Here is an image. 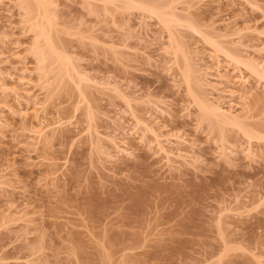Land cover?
<instances>
[{
	"label": "rangeland",
	"instance_id": "1",
	"mask_svg": "<svg viewBox=\"0 0 264 264\" xmlns=\"http://www.w3.org/2000/svg\"><path fill=\"white\" fill-rule=\"evenodd\" d=\"M145 1L196 32L117 0H42L82 83L40 70L36 5L0 0V264H264V83L247 73L241 129L199 107L223 86L205 75L211 53L228 66L216 46L264 66V0ZM28 92L64 126L37 138Z\"/></svg>",
	"mask_w": 264,
	"mask_h": 264
},
{
	"label": "bare ground",
	"instance_id": "2",
	"mask_svg": "<svg viewBox=\"0 0 264 264\" xmlns=\"http://www.w3.org/2000/svg\"><path fill=\"white\" fill-rule=\"evenodd\" d=\"M20 1H21L20 2L21 6L19 8H22L23 11H26L28 9L27 7H30L29 9H31L32 8L31 5H33V3H34V5H36V8H37V15L35 17V20L31 21V22H29L30 20L29 21H24V24L25 25L28 24L29 25L28 29L32 30L34 32L35 45H34V50L33 51H34V56L36 57V62L37 61L39 62L38 65L41 68L40 70H44V68L46 69V67H47L49 70H53V72L55 71L59 75V78L62 75L61 78L64 76L65 78L66 77L69 78L68 80H73V81L78 79V82H82L83 83V79H82L83 75L81 76L79 74L80 71H78L76 66L73 65L71 57L66 52L65 48L61 46L63 44L58 43V41H56L57 40L56 39V37H57L56 35H58V34H56L57 30H55V25L56 24H55L54 20L52 22V19H51L52 16L50 17L51 13L48 14L49 12L42 7V5H41L42 4V0H20ZM114 1H116V0H104V2H107V3H112ZM117 1L123 2V4L126 7H133V8H136L137 10L139 9V10L147 11V13L150 14L151 16L157 17V18H159V20L160 19L163 20L164 21L162 23L163 26L167 27V25H169V24H171V25H174V24L175 25H181V24L184 25L185 24V26L187 25V27L192 28L196 32V30L194 29V25H192L193 23L192 24L189 23L190 20L180 19L176 14L172 15L173 12L170 11V10H169L170 11L169 14H167L166 12L163 11V10H166V8L168 7L167 4L169 2L168 3L166 2L165 5H160V6L158 4L156 6V4L154 3L155 4V6H154L153 4L150 5V3L147 4V1H145V0H117ZM156 1H158V0H156ZM152 2H155V1H152ZM113 4H115V3H113ZM170 4H172V3L170 2ZM125 6H122V7L126 8ZM170 7L171 6H169L167 9H169ZM34 8H35V6L33 7V10H34ZM228 17L229 18L225 17L223 20H221L222 23L227 28H229V26L230 27L234 26L233 25V21L234 20H232V18H230V16H228ZM167 29H168V27H167ZM172 36L173 35H171V37H170L168 42H170L171 44L172 43L174 44L175 41L173 42V40H174L173 38L174 37L172 38ZM213 46H216V45H213ZM16 48H18V47H16ZM174 49H175L176 53H180V54H182V57L186 58V55L184 53V49L180 45L175 43L174 44ZM215 51L217 53H220V54L223 55L221 57H224V59L227 60L228 66H225V65H223L221 63V60H219L220 57L217 54L212 55V53H211L208 57H209V59H211V61H214V64L212 65V67L209 68V72L206 73L205 75L209 76V77H212V78H217V79L221 80V82L223 83V86H221L220 88H217L216 86L215 87L214 86H210L211 90L212 91H216L218 93V95H219L218 97L217 96L214 97V99L216 100V104L215 105H213V103L212 104L211 103L208 104V103H205L203 101H199L200 102L199 103V107H200V109H202L203 111H206L208 114H210L212 117H214V119L217 120V122H219L220 125L222 124V125H226V126H233V127L241 129V123H240L241 121H240V119H238V117L236 115H234V113H232L231 110L235 106H241L242 103H243V105L246 104L247 98L244 96V94H245L246 90L248 89V87L251 85L250 81L248 80L249 76H247V73L254 75L258 79V81H263V83H264V66L263 65H257V64L254 65V64H249L247 62H244V61L238 59L237 57L233 56L232 54L228 53L223 48L218 47V46L215 47ZM0 56H4V54L3 55L0 54ZM178 56H177V58H178ZM18 59H20V58H18ZM20 60H18L19 63L21 62ZM23 60H22L21 65L26 64V63H24L25 62L24 58H23ZM189 63H191V62H189ZM229 66H232V68H233V74L234 75L232 74V77L231 76L230 77L226 76L225 73H222L223 70H227ZM184 68L187 69V68H189V66L184 67ZM190 72H192V71L191 70L188 71L185 74V76H184L185 78H183L186 81L185 82L186 84H191V81L194 80V78H193V80H191L193 76H190L191 75ZM24 73H25V71H24ZM39 73H42V71L39 72ZM43 73H46L45 70H44ZM51 73L52 72H50L49 74H51ZM192 73H195V72H192ZM27 74H29V73H27ZM27 74L25 73V76ZM22 75L24 76V74H22ZM56 75L53 74V76L58 77V75L57 76ZM28 76H30V75H28ZM28 76H26V77H28ZM212 78H210V79H212ZM29 81H25L24 79L22 80V82H24L26 86L30 85ZM19 82H21V81H19ZM209 82H211V81H209ZM24 83H22V84H24ZM43 87L41 86L40 90H43V89L46 90V88L45 87L43 88ZM233 87H237V89H234ZM77 88H78V92L79 91H83V90L80 89V85L79 84H78V86H76V89ZM29 92H31V91H29ZM29 92L27 93L28 97L31 94ZM197 92H199V91H197ZM197 92H196V95L198 94ZM81 94H82V95H80L81 98L84 97L83 93H81ZM192 95H194V93ZM31 97H32L31 98L32 103L31 102L29 103L27 101L26 105L23 106L22 104H19V106L22 105L23 106L22 108L25 107L24 109H22V111H23L22 113L24 115H23V117L21 116L24 120L28 119V117L32 118V119H34L36 121V123H38L39 126H41V131H39L36 134L37 138L38 137H42L43 136V132L48 130V129H50L51 131L54 132V130H55L54 128L55 127L64 126L63 119L59 115H57V117L54 118L53 124L52 123L50 124V123L46 122L47 119H48L47 118L48 115L46 113V103L49 100L48 96L45 97L44 100H40L39 99V95L33 96L31 94ZM199 99L201 100V98H199ZM235 99H238L240 101V103L239 104H237V102L235 103L234 102ZM222 104H228L229 110L222 109V107H221ZM185 109H186V111H189L188 107H186ZM214 119H212V120H214ZM0 123H3L1 114H0ZM45 123H47V124H45ZM215 123H216V121H215ZM70 125H72V124L70 123ZM139 125H140V122L136 119L135 124H134V130L133 129L130 130L131 131L130 135L131 134L132 135H137L138 134V130H137L136 127L139 126ZM242 130L244 131V127L242 128ZM144 131L150 132V133L152 132L146 126H145ZM126 134H128V133H126ZM152 134L156 138H159L157 135H155L154 132H152ZM139 137H140L139 139L142 141V136L139 135ZM175 139L178 140L179 143H185L186 142V140H184L183 138H180V137H175ZM119 142H121L122 145H126L127 146V142L126 141H119ZM167 142L171 143L168 140H167ZM35 147H36V145H35ZM116 148H118V150L121 153L127 152L126 149L121 148L117 144H116ZM128 153H131V152H128ZM246 153L249 156H251L253 154V152L250 150V148H248L246 150Z\"/></svg>",
	"mask_w": 264,
	"mask_h": 264
}]
</instances>
